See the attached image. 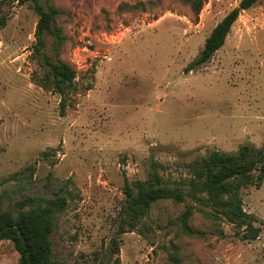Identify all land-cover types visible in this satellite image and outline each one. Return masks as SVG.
<instances>
[{"label": "rangeland", "instance_id": "374dc122", "mask_svg": "<svg viewBox=\"0 0 264 264\" xmlns=\"http://www.w3.org/2000/svg\"><path fill=\"white\" fill-rule=\"evenodd\" d=\"M60 11L61 49L44 54L76 71V92L43 90L33 52L39 17L30 2L0 0V197L4 209L28 197L61 195L67 208L52 235L67 264H264V184L242 191L261 234L242 240L227 220L193 200L152 205L121 233L126 183L145 181L153 162L168 186L187 187L188 165L213 150L264 146V0L242 11L224 46L188 71L207 38L241 0H41ZM144 3V8L140 4ZM126 229L127 226H126ZM119 244L115 253L114 241ZM11 241L0 264H18Z\"/></svg>", "mask_w": 264, "mask_h": 264}, {"label": "trees", "instance_id": "16d2710c", "mask_svg": "<svg viewBox=\"0 0 264 264\" xmlns=\"http://www.w3.org/2000/svg\"><path fill=\"white\" fill-rule=\"evenodd\" d=\"M191 4L194 14L199 16L203 9V0H186ZM259 0H241L239 5L229 12L214 28L207 38L199 58L188 68L192 71L209 62L224 46L233 25L241 12L251 9ZM21 4L30 2L39 17L35 31L33 52L43 58L47 69L44 77H33V81L43 90L55 92L61 96V111L66 108L69 92L78 90L76 71L67 62L54 61L44 54L47 37L54 40L57 49H61L65 37L56 22L60 11L54 5L48 7L41 0H19ZM144 8V3L140 4ZM7 25V18H0V32ZM166 166L153 162L149 178L145 181L126 183L124 193L126 204L123 208L121 233L132 232L141 219L147 216L153 204L172 200L182 203L188 197L194 205L183 214L185 231L197 234L187 222L200 207L210 208L207 215L227 220L242 240L254 241L261 234L256 226L258 219L244 208L242 191L264 184V146L242 145L236 153L213 150L198 156L188 165L190 177L187 187L168 186L161 170ZM67 199L61 195L53 198L45 196L28 197L17 201L13 207L4 209L0 197V243L11 241L19 255L18 264H67L54 258L52 235L56 228L57 217L66 210ZM200 211L203 209L200 208ZM126 226L128 229H126ZM115 253H119V244L115 240ZM120 264V259H115Z\"/></svg>", "mask_w": 264, "mask_h": 264}]
</instances>
